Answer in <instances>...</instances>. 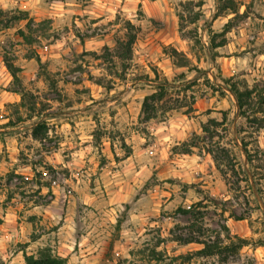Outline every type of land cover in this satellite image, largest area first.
<instances>
[{
	"label": "rangeland",
	"instance_id": "obj_1",
	"mask_svg": "<svg viewBox=\"0 0 264 264\" xmlns=\"http://www.w3.org/2000/svg\"><path fill=\"white\" fill-rule=\"evenodd\" d=\"M235 1L237 13L219 12L217 0H0L3 11L29 18L0 26V126L16 123L0 128V264H25L46 248L68 264H264V128L239 116L222 80L264 84V0ZM127 22L139 32L125 66L107 51L126 39ZM213 37L227 42L210 52ZM5 60L31 96L9 93ZM154 69L183 86L167 100L175 109L147 122L142 104L156 90ZM223 112L226 125L204 134ZM39 122L48 125L41 141L33 138ZM184 142L201 155L230 149L218 164L211 156L223 196L183 182ZM191 206L193 214L178 211ZM194 223L201 241L228 244V227L249 245L200 256L203 244L176 241Z\"/></svg>",
	"mask_w": 264,
	"mask_h": 264
},
{
	"label": "trees",
	"instance_id": "obj_2",
	"mask_svg": "<svg viewBox=\"0 0 264 264\" xmlns=\"http://www.w3.org/2000/svg\"><path fill=\"white\" fill-rule=\"evenodd\" d=\"M154 1V0H153ZM219 12H224L228 9L232 10L233 13H237V3L235 0H217ZM18 13V14H16ZM5 12L0 9V26L4 25L8 28L12 27L13 24L17 21L26 20L28 18V14L26 12L18 11V12ZM11 14V15H10ZM182 22V16L180 17ZM229 24L225 26L224 32H226L229 28ZM127 34L125 40H120L117 43V47L115 49V54L111 55L107 51V55L109 54L110 60L119 59L126 66V62L132 59L133 47L137 40V34L139 32V28L133 25L131 22H127L126 24ZM183 31L182 24L180 25V32ZM22 38L25 39V35L22 34ZM226 39L224 38L220 43H216L214 37L211 39L208 50L210 52L215 51L216 49L223 47L226 44ZM170 55L177 59L179 67H188L189 59L180 51L175 49L174 47L170 48ZM216 55L212 58L215 61ZM40 62V60H39ZM5 66L9 71L10 75L13 78L14 82V90L13 93H16L21 96L24 100L27 95L31 96V94L23 87L21 79L19 77L20 69L16 67L11 61L5 60ZM196 72L200 73V69H194ZM156 82V90L150 95H147L142 104V117L145 121H151L159 118V115H165L169 111L174 110L175 108L168 106V98L171 95L172 90L176 88H180L183 85H176L175 82H170L166 77H161L160 73L157 69H154ZM181 79H184V75H181ZM225 83L226 88L229 93L234 96L237 102L238 113L239 116L244 118L248 124L257 125V130L260 131L264 128V84H260V82H256L254 86L249 87L245 85L243 88L239 86L237 82L233 80V78L222 79ZM98 84L103 85L102 82ZM178 86V87H177ZM111 89L112 86H106ZM19 106H25L24 102ZM222 121H216L214 119H210L207 124L203 125V132L206 135H211V127L225 126L227 123V113L223 112ZM20 120V119H19ZM22 121V120H21ZM16 123L9 122L6 125L0 126V128H8L14 126ZM48 134V125L47 122H39L35 129L33 130V138L35 140H43ZM242 149L246 154L247 161L249 164L253 162L252 157H250L248 151V143L245 142L244 139L241 141ZM183 151L182 154L189 155L193 152V148H196L197 145L193 142H184L180 146ZM219 153H216L215 150L207 147L206 152L209 153L214 161L218 164V156L221 154L222 156H227L229 158L230 149L219 145ZM247 180L251 179V175L246 171ZM252 178L256 183V174L252 173ZM208 202L217 204L219 201L214 197H209ZM202 202V203H201ZM198 203V206H202L204 201ZM228 202V201H226ZM196 206H191L189 209H179L178 211L183 214H193ZM230 218H235L236 221L244 220V217H237L234 214H230ZM224 230L227 232L228 240L230 242L226 245H223V241H221L218 237L217 240L213 242H205L201 241L195 234H199L204 236L202 229H197L195 223L189 226V235L186 238L179 237L177 238V242L183 245L188 244H203L204 248L197 252L200 256H210V255H222V254H235L244 246L249 245L247 240L242 239L239 236L231 237L229 234L228 227H224ZM260 246H264V241L260 242ZM4 264V263H1ZM25 264H68V260L66 258L55 255L50 248L43 249L39 252L38 256L35 255H25Z\"/></svg>",
	"mask_w": 264,
	"mask_h": 264
},
{
	"label": "crops",
	"instance_id": "obj_3",
	"mask_svg": "<svg viewBox=\"0 0 264 264\" xmlns=\"http://www.w3.org/2000/svg\"><path fill=\"white\" fill-rule=\"evenodd\" d=\"M232 74H230L231 76ZM11 95H16V93L9 92ZM199 133V132H198ZM185 140V139H184ZM183 140V141H184ZM182 163L180 173L183 174L182 177L184 178L185 184L192 185V184H201L200 187L210 189L212 191H219V194L222 196L226 190L224 187L222 178L218 174L216 167L213 163V159L209 154H196L192 153L189 155H184L179 159ZM174 175H177L178 168L173 167L171 169Z\"/></svg>",
	"mask_w": 264,
	"mask_h": 264
}]
</instances>
